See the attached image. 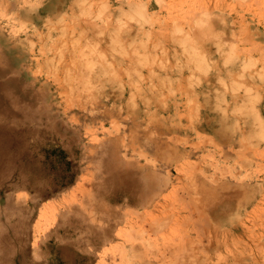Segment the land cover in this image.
Here are the masks:
<instances>
[{"label": "rangeland", "instance_id": "rangeland-1", "mask_svg": "<svg viewBox=\"0 0 264 264\" xmlns=\"http://www.w3.org/2000/svg\"><path fill=\"white\" fill-rule=\"evenodd\" d=\"M196 2L203 4L170 0L163 15L170 18L179 8L219 10L227 17L229 33L235 32L248 43L257 34L256 42L264 43V0ZM32 7L33 0H4L0 5V52L5 54L8 73L0 79L20 77L24 91L23 103L9 104L13 115L0 114L1 162L6 161L0 170V234L4 239L16 236L20 240L5 247L1 262L17 264L18 253L24 251L26 264H32L38 250L46 256L47 264H64L54 239L48 241L47 237L51 233L62 240L73 237L58 229L59 223L74 212L86 215L84 208L90 210L89 201L98 197L95 189L104 177V160L117 156L134 167H146L145 174L150 176L147 202L138 207L128 205L123 198L104 202L102 208L118 217L117 226L112 219L107 221V212L98 209L92 214L96 221L85 216L97 229L113 226V239L90 252L91 264H264V153L236 145L227 153L236 164L229 167L232 161L225 162L230 183L220 191L208 192L201 181L207 171L214 173L208 182L216 183L214 169L205 167L215 157L211 138L183 128L173 129L174 135L160 130L161 135H167L161 147L174 140L180 153L174 164L169 160L170 173L161 176L157 160L149 156L154 154L152 146L145 151L139 148L135 133L125 130L117 119L79 112L65 115L54 105L45 108L49 90L39 79L42 71L38 61H30L23 49L10 41L21 39L27 32L25 16ZM30 102L34 106L31 111H38L20 115L21 103ZM198 130L215 133L209 123ZM142 139L138 137L137 143L144 147ZM188 197L201 209L204 225L195 214H189ZM214 205L221 210L217 215L210 212ZM130 245L141 252L131 255L122 250L130 249ZM74 263L86 264L78 259Z\"/></svg>", "mask_w": 264, "mask_h": 264}, {"label": "clouds", "instance_id": "clouds-1", "mask_svg": "<svg viewBox=\"0 0 264 264\" xmlns=\"http://www.w3.org/2000/svg\"><path fill=\"white\" fill-rule=\"evenodd\" d=\"M169 4L33 0L27 32L10 41L38 61L49 90L45 108L117 119L135 133L139 148L152 146L149 156L161 176L180 153L174 140L161 147L167 135L160 130L183 128L211 138L215 157L205 167L214 169L216 183L208 182L214 173L206 171L202 186L215 193L230 183L225 162L236 164L227 155L236 145L264 153V43L256 42L257 34L248 43L229 33L219 10L179 8L169 18L163 15ZM205 123L215 127L214 135L198 130Z\"/></svg>", "mask_w": 264, "mask_h": 264}, {"label": "bare ground", "instance_id": "bare-ground-1", "mask_svg": "<svg viewBox=\"0 0 264 264\" xmlns=\"http://www.w3.org/2000/svg\"><path fill=\"white\" fill-rule=\"evenodd\" d=\"M4 56H5V54L0 52V78H3L2 76H6V74H8V73H6L7 65H6V62L4 61L5 60ZM19 70H16V73H19V76H20L21 73ZM21 81L22 80H20V77H10L8 79H0V114H1V117L2 116L7 117L9 115H13V111L11 110V106H9V104H17L18 105V103L20 104L19 101H21L23 103L24 100H20L21 97H23L22 93L24 92L21 89ZM35 97H34V99H35ZM22 103H21V108L19 110L20 115L21 114H24V115L29 114L31 109H34L33 108L34 106L32 105L33 102H30L27 104H22ZM17 105H16V107H17ZM30 106H32V107H30ZM13 109H15V108H13ZM35 111L33 110V112L32 111L31 112L35 113ZM37 111H38V109H37ZM43 113H45V111ZM46 115H47V113H46ZM33 117H35V116H33ZM72 117L73 116H71L70 118H72ZM18 121L22 122V120H19V119H18ZM46 126H48V125H46ZM49 130H50V128H49ZM53 130H54V128H53ZM10 132H12V131H10ZM3 133H5V132H3ZM36 135H37V133H36ZM14 138H17V137H14ZM9 139H11V137ZM15 141H16V139H15ZM1 153H3V152L0 148V167H1L0 170H2V168H4L3 166L6 164L5 163L6 161L1 162V160H2L1 159ZM104 153H105V151H104ZM133 167L134 166L130 162H128L127 160H123L122 157L119 158L117 156H114L110 159L104 160V163H103V169H104L103 175H104V177L101 180L100 184L97 183L96 189H95V193H96V195H98V197L96 198L95 202H93L94 200L92 202L89 201V204L92 207L90 210L89 209L87 210L88 212L84 208V210L86 212L85 214L90 217L89 220L91 222H94L97 220L96 217H93L92 214L94 212V209H96V210L98 209V211H102L103 213L107 212V214H108L107 215V221L108 222L112 219V221L114 222V225L115 226L118 225L117 224V220H118L117 218L118 217L114 216V212H110L111 210H109L108 208H104V209L102 208L103 203L106 201L112 202V201L118 200L119 198H123V199H125V201L128 205H131L134 207L144 206L146 204L147 196H148V192H149V181H147V178L150 176L147 177L145 174L146 167L137 166V167H134V169H133ZM153 177H155V176H153ZM201 182H203V181H201ZM188 199L190 200V202L188 200V204L190 206L189 214H191V215L195 214V218L196 219L198 218L197 220L200 223L202 222V224H203L205 222V220H204L203 213H201L202 212L201 209H199L198 207H196L195 204H193L194 203L193 199H190L189 197H188ZM53 207H54V204H53ZM219 208H220L219 206L214 205V207L212 209H210V212L212 213V215H217L218 213H220L221 210ZM85 216L82 213L74 212L72 215L64 216L58 225V229H60V230L63 229V231L66 230L69 235L74 237V239H72L73 238L72 237L69 240H62L60 237L56 236L55 233H51L47 237L48 241H50L51 239H54L55 246L57 248V253L60 256V258L63 260L64 264H75L74 262L77 259L79 262L84 261L86 264H91L92 256L90 255V252L93 249H97V248L101 247L106 241L113 239V236H114L113 226L107 227V228H98L97 229V227H92L89 220H86ZM108 216H109V218H108ZM107 226H109V225H107ZM13 243H16V244L20 243L19 238H17L15 236V237L10 238V239H4L3 236H1V234H0V264H3L1 262V260H2L3 255H4L5 247H7L8 244H13ZM58 243H62V245H60ZM130 246H131L130 249L127 248L126 250H124V248H126V247H122V250L128 254L129 253L130 254L135 253L137 251L141 252L140 248L137 247L136 245H130ZM110 248H112V247H110ZM118 248L120 250V247H118ZM1 250H3V251H1ZM5 252L8 253L7 251H5ZM107 252H108V250H107ZM17 257H18V263L17 264H26L28 262V258H27L24 251H21L20 253H18ZM196 260H198L197 256H196ZM32 264H47V258L45 255H43L41 252H39L37 250L35 253V256H33V258H32ZM163 264H164V262H163Z\"/></svg>", "mask_w": 264, "mask_h": 264}]
</instances>
